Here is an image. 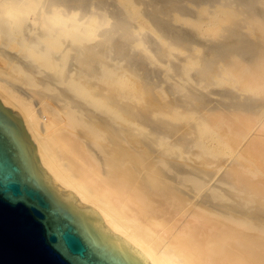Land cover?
<instances>
[{
	"label": "bare ground",
	"instance_id": "obj_1",
	"mask_svg": "<svg viewBox=\"0 0 264 264\" xmlns=\"http://www.w3.org/2000/svg\"><path fill=\"white\" fill-rule=\"evenodd\" d=\"M0 93L148 260L264 264V0H0Z\"/></svg>",
	"mask_w": 264,
	"mask_h": 264
},
{
	"label": "water",
	"instance_id": "obj_2",
	"mask_svg": "<svg viewBox=\"0 0 264 264\" xmlns=\"http://www.w3.org/2000/svg\"><path fill=\"white\" fill-rule=\"evenodd\" d=\"M77 202L40 166L24 117L0 93V264H157Z\"/></svg>",
	"mask_w": 264,
	"mask_h": 264
}]
</instances>
